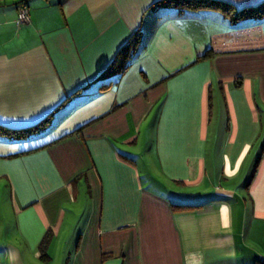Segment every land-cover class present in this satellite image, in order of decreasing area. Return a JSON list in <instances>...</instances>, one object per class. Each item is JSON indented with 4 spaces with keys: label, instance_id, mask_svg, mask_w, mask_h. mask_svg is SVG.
Returning a JSON list of instances; mask_svg holds the SVG:
<instances>
[{
    "label": "crops",
    "instance_id": "0c3cea01",
    "mask_svg": "<svg viewBox=\"0 0 264 264\" xmlns=\"http://www.w3.org/2000/svg\"><path fill=\"white\" fill-rule=\"evenodd\" d=\"M18 1L0 0V126L47 120L0 134V264H264V18L28 0L18 24ZM134 33L128 67L99 77ZM195 185L214 190L174 188Z\"/></svg>",
    "mask_w": 264,
    "mask_h": 264
},
{
    "label": "trees",
    "instance_id": "16d2710c",
    "mask_svg": "<svg viewBox=\"0 0 264 264\" xmlns=\"http://www.w3.org/2000/svg\"><path fill=\"white\" fill-rule=\"evenodd\" d=\"M171 2L175 4L178 3L182 6L186 5L188 7H193V8H202V7L217 8L221 10L225 15L230 16L231 21L234 22L247 18L253 21H259L262 18H264V0L256 5L244 7L242 9H236L234 5L219 0H162L157 4L160 3L167 4ZM139 36H140L139 34L134 33V35H132L128 39V41L118 49L112 61L108 64V66L104 69V71H102L99 77L119 75L128 67V65L131 63L134 53L137 51ZM211 55H212V51L208 49L202 54L198 55L194 60V62L207 59ZM108 86L109 84H104L101 87L107 88ZM46 120L47 118L46 119L44 118L36 125L22 129H16V130L0 126V134L12 138H14V135H16L18 138L28 137L30 136L31 133L38 132L39 129L41 130L44 127ZM178 208H182V207L178 206ZM50 235H51L50 231L46 232V234L40 241L39 248L41 250V253H44V250L48 245ZM260 262H262L261 259Z\"/></svg>",
    "mask_w": 264,
    "mask_h": 264
},
{
    "label": "rangeland",
    "instance_id": "374dc122",
    "mask_svg": "<svg viewBox=\"0 0 264 264\" xmlns=\"http://www.w3.org/2000/svg\"><path fill=\"white\" fill-rule=\"evenodd\" d=\"M144 136V135H143ZM142 136V138H144ZM139 140H140V143H141V137H139ZM116 143L119 145V147L120 148H126V146H130L131 147V145H127V144H125V143H123V142H121V141H116ZM1 146H0V150H1ZM135 150H139V149H135ZM7 164H6V167H8L9 166V163L8 162H6ZM242 180L243 179H241L240 180V182L239 183H241L242 182ZM7 180H4V179H2V180H0V188L1 189H3L4 188V186H5V184H7V182H6ZM78 181V180H77ZM76 181V182H77ZM238 183V184H239ZM81 185H83V189L85 188V186H84V181H82V183H81ZM38 186H40V185H38ZM38 186H37V188H38ZM170 188V187H169ZM174 188H176V189H178V190H180V192H183V193H186V194H191V193H198V192H203V191H213L214 190V187H212L211 185L208 187V189H207V186H202V185H195V186H186V187H182L181 189L180 188H177V187H174ZM170 189H172V188H170ZM206 189V190H205ZM83 191H86V190H83ZM4 192V195H5V197H7V194H8V191H3ZM3 195H0V204H4L3 202H2V200H1V197H2ZM3 198V200H4V202L7 204V198ZM88 201V194H87V192H84V194L82 195V197H79L78 199H77V201H76V204L73 202H68V203H66L68 206H70V207H74L75 205H77V206H83V205H86L87 202ZM76 206V207H77ZM73 220H75L76 218L74 217V218H72ZM14 220H15V215H14Z\"/></svg>",
    "mask_w": 264,
    "mask_h": 264
},
{
    "label": "built area",
    "instance_id": "2783aa9c",
    "mask_svg": "<svg viewBox=\"0 0 264 264\" xmlns=\"http://www.w3.org/2000/svg\"><path fill=\"white\" fill-rule=\"evenodd\" d=\"M28 13V0H19L17 3V18L16 22L18 24L26 23L29 21ZM261 261L264 262V257L261 258Z\"/></svg>",
    "mask_w": 264,
    "mask_h": 264
}]
</instances>
